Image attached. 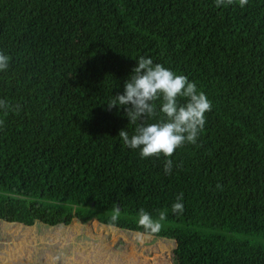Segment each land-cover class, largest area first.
<instances>
[{"label": "trees", "instance_id": "trees-1", "mask_svg": "<svg viewBox=\"0 0 264 264\" xmlns=\"http://www.w3.org/2000/svg\"><path fill=\"white\" fill-rule=\"evenodd\" d=\"M0 52V221L135 235L140 209L164 212L149 239L174 245L172 264H264V0H0ZM140 57L212 104L171 174L122 143L137 125L106 104ZM161 103L143 123L166 119Z\"/></svg>", "mask_w": 264, "mask_h": 264}, {"label": "clouds", "instance_id": "clouds-1", "mask_svg": "<svg viewBox=\"0 0 264 264\" xmlns=\"http://www.w3.org/2000/svg\"><path fill=\"white\" fill-rule=\"evenodd\" d=\"M216 6H229L237 0H215ZM249 0H238L241 8L248 4ZM10 58L0 52V71H5L9 66ZM123 94L115 95L108 101L107 107L125 108L129 124H135V134L129 135L126 129H121L119 137L122 143L131 149H140L142 158L151 156L168 157L165 161L164 171L171 174L173 161L171 157L176 149L185 143L195 144L199 133L205 126V114L212 109V104L207 96L197 90L194 82H189L184 75H179L164 67L162 64H154L151 58L140 57L133 68L129 79L124 85ZM178 97L185 98L187 102L178 104ZM157 100H161L160 111L165 118L159 122L145 124L144 118H152L156 115ZM131 105V107H127ZM10 105L0 100V109L5 113ZM139 122V123H138ZM2 123V121H0ZM183 195L177 197V202L172 205L173 213H182L184 205L181 202ZM120 218V207L117 205L110 217V227H114ZM166 219V213L161 212L159 218L154 220L150 213L140 209L138 213V227L143 232L135 233L138 243L144 244L161 230V223Z\"/></svg>", "mask_w": 264, "mask_h": 264}, {"label": "rangeland", "instance_id": "rangeland-1", "mask_svg": "<svg viewBox=\"0 0 264 264\" xmlns=\"http://www.w3.org/2000/svg\"><path fill=\"white\" fill-rule=\"evenodd\" d=\"M97 223L32 227L0 221V264H172L174 245Z\"/></svg>", "mask_w": 264, "mask_h": 264}]
</instances>
